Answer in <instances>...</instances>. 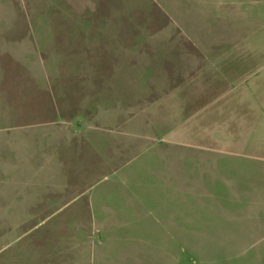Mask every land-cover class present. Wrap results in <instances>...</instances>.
I'll return each instance as SVG.
<instances>
[{
  "label": "rangeland",
  "instance_id": "374dc122",
  "mask_svg": "<svg viewBox=\"0 0 264 264\" xmlns=\"http://www.w3.org/2000/svg\"><path fill=\"white\" fill-rule=\"evenodd\" d=\"M0 51V264H88L119 208L104 264H132L141 211L179 210L174 165L211 159L227 214L172 215L171 264H259L264 0H0Z\"/></svg>",
  "mask_w": 264,
  "mask_h": 264
},
{
  "label": "crops",
  "instance_id": "0c3cea01",
  "mask_svg": "<svg viewBox=\"0 0 264 264\" xmlns=\"http://www.w3.org/2000/svg\"><path fill=\"white\" fill-rule=\"evenodd\" d=\"M8 54V52L0 51V54ZM20 65H22L20 63ZM30 65V64H29ZM27 66V65H26ZM26 71H34L35 77L36 73L40 69V65L35 63L32 68L24 67ZM4 82V80H3ZM1 91V90H0ZM3 92V91H2ZM211 153H214L211 151ZM215 160L199 162L195 160V167H194V174L188 175L186 170H183L181 164H176L173 167V173H177V183L170 187L174 189V186L178 191H175L172 196H176L179 199V210L172 213L171 208L169 207L168 201H164L163 208L157 209H143L141 211L142 215H145L146 218V226L145 229L149 230L150 235H146L145 245L147 246L146 254L142 255H133L131 257L132 264H171V256L169 254L170 248V239L171 238V223H172V215L179 217V227L184 226V229H187L186 225L192 226L194 228L206 226L211 222L210 219L216 215H223L227 214L225 210H219L218 208L212 207V200H217L221 197L219 191H215L210 185L214 182L222 183V184H230V179L228 177H224L222 175H218L215 172L216 165L214 164ZM218 166V164H217ZM219 169V168H218ZM156 172H153L152 177L161 180L160 178L155 177ZM249 181V179H248ZM241 195V194H240ZM247 195L249 193L247 192ZM252 195V196H251ZM255 193L250 194L248 199H255L264 202V195L263 196H255ZM239 197V196H237ZM240 198V197H239ZM182 200H189L182 201ZM206 200V201H204ZM223 211V212H222ZM134 211L128 212L126 208L123 209H115L111 210L110 218L111 224H107L104 226H100L97 231L104 235L105 241H98L90 243V251H89V258L88 264H92V262L98 261L100 264H104L107 260V257L104 253V249L106 250H113L115 246L119 243V238L122 236L118 235V232H125L123 229H126V234L124 238L129 239L131 238V231L135 228V224L130 220L122 219L121 216H125L128 214H133ZM117 216H120L117 217ZM201 225V226H200ZM198 226V227H197ZM157 228L159 235L153 236L154 229ZM248 230L254 233L253 236V243L254 245H258L262 247V251L264 253V236L258 237L256 232H264V209L259 211L256 214L255 221L252 222L251 225L248 226ZM129 231V232H128ZM256 237V238H255ZM149 239V240H147ZM116 241V242H115ZM114 245V246H113ZM98 250L96 258L93 257L95 255H91L92 248ZM98 255V257H97ZM261 259L257 261L259 264H264V255H258ZM93 257V259H92ZM124 255L118 256L117 260L112 261V264H121L124 260ZM126 263V262H125Z\"/></svg>",
  "mask_w": 264,
  "mask_h": 264
}]
</instances>
